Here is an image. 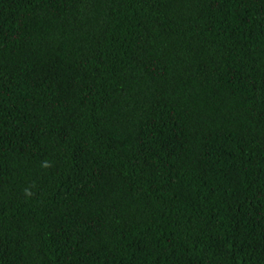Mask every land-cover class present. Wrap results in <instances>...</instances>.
<instances>
[{"label":"trees","instance_id":"16d2710c","mask_svg":"<svg viewBox=\"0 0 264 264\" xmlns=\"http://www.w3.org/2000/svg\"><path fill=\"white\" fill-rule=\"evenodd\" d=\"M0 264H264V0H0Z\"/></svg>","mask_w":264,"mask_h":264}]
</instances>
